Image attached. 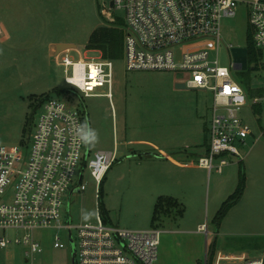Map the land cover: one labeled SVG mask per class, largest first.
Here are the masks:
<instances>
[{
  "label": "rangeland",
  "instance_id": "374dc122",
  "mask_svg": "<svg viewBox=\"0 0 264 264\" xmlns=\"http://www.w3.org/2000/svg\"><path fill=\"white\" fill-rule=\"evenodd\" d=\"M110 1L48 0L47 21L43 24L46 36L38 39L40 33L35 30L27 35L32 54L27 53L29 47L24 53L19 48H0V147L10 150L26 146L30 151L28 141L33 123L41 113L39 99L49 94L79 111L83 121L87 120L97 130L98 141L84 145L83 153L88 151L89 158L99 151L115 153L101 185L99 202L95 198L96 183L87 168L81 178L85 190L70 194L77 185L80 167L77 168L63 197V219L67 214L72 226L94 222L98 202V207L106 210V223L110 226L129 231L157 229L161 233L154 264H205L206 248H210L214 236V255L246 253L249 258H259L264 252V218L258 222L254 214L264 213V138L254 142L259 131L246 108L242 117L254 137L248 138L244 146L237 145L240 153L246 155L243 162L225 154L223 157L230 164L221 174L212 170L208 179L207 170L203 175L181 172L142 143L166 151L176 162L197 167V155L203 152L209 139L207 129L213 99L210 91L177 89L176 83L189 78L184 72L127 71L122 32L119 58L112 60L111 100L85 97L66 85L63 68L55 65L52 55L46 57L48 42L64 41L74 45V49H68L72 61L104 59L100 49L87 50L86 45L91 37L103 39L106 28L114 26L118 19L123 20L121 10L109 9ZM119 29L122 31V27ZM248 32L251 33V28L245 7H239L235 17L222 21L217 50L219 66L230 68L233 57L228 47L244 48ZM230 71L234 78L242 77L239 70ZM251 77L254 86L262 84L264 70L259 61L258 70L252 71ZM106 92V86L95 91ZM260 122L264 124V113ZM150 153L153 156L145 158ZM157 159H162L160 164H152ZM240 171L244 176L243 193L228 210L231 216L224 217L216 226L213 221L216 211L236 190ZM158 196L174 197L183 206L182 217L170 216L151 224ZM85 213L88 219L84 218ZM235 215L238 223L234 228L230 221ZM198 221L206 222L210 233L207 239L197 232ZM57 233L56 229L31 232L0 229V237L10 241L6 248H0V264H26L27 260L29 264H71L69 250L53 247ZM27 234L39 244L41 253L26 256L29 246L22 240ZM16 239L21 242L16 244Z\"/></svg>",
  "mask_w": 264,
  "mask_h": 264
},
{
  "label": "built area",
  "instance_id": "2783aa9c",
  "mask_svg": "<svg viewBox=\"0 0 264 264\" xmlns=\"http://www.w3.org/2000/svg\"><path fill=\"white\" fill-rule=\"evenodd\" d=\"M111 2L110 10H121L124 16L122 51L127 71L184 72L189 77L182 82L187 89L212 93L209 139L205 153L197 158V167L207 170L208 174L212 170L221 174L230 164L223 157L225 154L242 162L243 155L237 145L244 146L248 138L254 137L242 117L245 108L258 127L259 136L254 142L264 138V124L260 122L264 113V80L254 86L251 77L248 88H244L231 74L230 69L236 72L234 60L230 68L219 66L217 50L222 21L235 17L237 9L245 7L253 45L260 55L259 66L264 70V0ZM233 48L228 47L230 51ZM69 53L65 50L53 57L55 65L63 68L64 83L85 97L111 100L113 62L100 57L72 61ZM105 86L106 93H95ZM39 108L41 113L33 123L28 141L30 151L26 146L10 150L0 147V229L25 232L56 229L62 235L54 236L53 247L69 250L71 264H154L161 231L154 228L129 231L110 226L98 207L99 187L115 153L99 151L90 158L88 151L83 153L84 144L77 140L76 125L83 122L84 116L64 102L50 96ZM78 167L77 185L70 194L85 190L81 178L87 168L96 183L97 212L94 222L72 226L66 213L63 219V197ZM198 232L205 239L210 234L207 224H202ZM20 242L15 240L16 244ZM22 243L29 246L26 256L42 252L29 234L23 237ZM8 244L9 240L0 237V248ZM208 252L207 246L206 257ZM213 255L205 264H264V252L254 259L246 253L216 252L214 258Z\"/></svg>",
  "mask_w": 264,
  "mask_h": 264
},
{
  "label": "crops",
  "instance_id": "0c3cea01",
  "mask_svg": "<svg viewBox=\"0 0 264 264\" xmlns=\"http://www.w3.org/2000/svg\"><path fill=\"white\" fill-rule=\"evenodd\" d=\"M47 11H48V0H0V48L2 47L4 50L6 48L9 49L11 47H14V49L19 48L21 52L24 53L25 52L24 49L26 47H29L30 50L27 53L31 55L32 44L27 43V35H30L32 33V30L33 31L35 30V33L38 31L40 33L38 39H41L43 36H46L47 30L46 28H43V24H45L47 21ZM61 44H71V42H64V41L52 42V43L48 42L45 45L46 57L47 55H52V57H54V55H56V46ZM142 144L151 147L154 151H157L159 153L157 154L159 158L165 159L166 164H169L170 166L176 168L177 170H180L181 172L184 171L186 173L190 171V172H196L199 175H203L204 172L206 171L205 169L196 167L191 163L181 164L179 162H176L166 153V151L159 149L151 144L148 143H142ZM206 147L207 144L204 146L203 152L200 155H197L198 157L205 153ZM152 156L153 154L150 153L147 154L145 158L149 159ZM244 156L246 155H243V157ZM162 159H157L158 161H151V162H153L152 164L158 165L160 164L159 161H161ZM209 177L210 176L208 174V179ZM203 183L204 180L202 178L201 184ZM188 198H190V200H195V198H193L192 195H188ZM231 214L232 213H228L226 214L225 217L227 216L229 217L231 216ZM254 216L255 217L257 216L256 220L259 222L260 218H264V213L262 212L255 213ZM237 223H236V215H235L234 219H231L230 225L235 228ZM202 224H206V222L201 223L198 221L197 232H198V228ZM231 235H236V233ZM211 236H213V233L211 234Z\"/></svg>",
  "mask_w": 264,
  "mask_h": 264
},
{
  "label": "trees",
  "instance_id": "16d2710c",
  "mask_svg": "<svg viewBox=\"0 0 264 264\" xmlns=\"http://www.w3.org/2000/svg\"><path fill=\"white\" fill-rule=\"evenodd\" d=\"M122 26H123V20L118 19L114 26L111 25V27L105 29V32L103 33L104 34L103 39L98 38L97 40H95L93 37H91L88 41V44L86 45V49L87 50L100 49L103 52V55L105 56L104 59H108L110 61L119 58V50L121 48V41H122V35H121L122 31L119 28H121ZM245 49H246L247 64L248 66L254 65V69L253 70L248 69L246 72H240L243 79H238V81L244 88H248V85L250 84L251 81V72L258 70V61L260 58L259 52L255 49L251 34L249 32L247 33L246 36ZM54 92L57 93L58 91L55 90ZM48 97H50L49 94L43 98H40L39 99L40 104ZM256 111H259V109H256ZM102 182L99 187L100 193H101L100 189ZM243 190H244V176H243V172L240 171L238 186L236 190L226 199L225 202L221 204V206L219 207V209L215 214L213 221L215 222L216 226L226 216L231 206L240 199ZM100 212L103 220L106 222L107 221L106 210L101 208ZM183 213H184L183 206L176 199L170 196H159L156 198L153 205L151 224L159 222L162 218H166L170 216L182 217Z\"/></svg>",
  "mask_w": 264,
  "mask_h": 264
},
{
  "label": "water",
  "instance_id": "95a60500",
  "mask_svg": "<svg viewBox=\"0 0 264 264\" xmlns=\"http://www.w3.org/2000/svg\"><path fill=\"white\" fill-rule=\"evenodd\" d=\"M109 8L112 9L113 8V3L110 1L109 3ZM68 49H74V45L72 44H61V45H57L56 46V54L61 53L62 51L64 52L65 50ZM232 53V57L235 63V69L239 70V71H246L247 69L253 70L254 69V65H250L248 66L247 64V57H246V49L244 48H233V50L231 51ZM175 87L177 89H187L185 87L184 84L182 83H176ZM215 240L216 237L213 238V241L210 245L209 248V252L208 255L206 257V262L209 263L212 253H213V249H214V245H215Z\"/></svg>",
  "mask_w": 264,
  "mask_h": 264
},
{
  "label": "clouds",
  "instance_id": "9594fccd",
  "mask_svg": "<svg viewBox=\"0 0 264 264\" xmlns=\"http://www.w3.org/2000/svg\"><path fill=\"white\" fill-rule=\"evenodd\" d=\"M76 137L78 142L84 145H93L99 139L97 130L92 128L87 120L76 125ZM84 218H89L87 213H85Z\"/></svg>",
  "mask_w": 264,
  "mask_h": 264
},
{
  "label": "flooded vegetation",
  "instance_id": "af4514ba",
  "mask_svg": "<svg viewBox=\"0 0 264 264\" xmlns=\"http://www.w3.org/2000/svg\"><path fill=\"white\" fill-rule=\"evenodd\" d=\"M110 9V8H109Z\"/></svg>",
  "mask_w": 264,
  "mask_h": 264
}]
</instances>
